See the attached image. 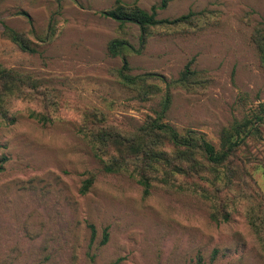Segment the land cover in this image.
I'll return each instance as SVG.
<instances>
[{"label": "rangeland", "instance_id": "1", "mask_svg": "<svg viewBox=\"0 0 264 264\" xmlns=\"http://www.w3.org/2000/svg\"><path fill=\"white\" fill-rule=\"evenodd\" d=\"M116 1L0 2V68L27 79L21 93L34 101L13 122L0 120V264H264V70L251 40L264 0H172L157 19L197 17L151 29L142 49L137 26L101 15ZM119 1L147 12L160 2ZM114 39L127 45L117 57L107 51ZM123 56L127 77L153 75L141 92L122 85ZM188 64L196 75L182 85ZM165 83L166 123L216 150L236 124L262 118L229 161L243 165L240 178L220 167L194 193L154 182L143 196L127 176L102 171L81 127L136 132L160 112Z\"/></svg>", "mask_w": 264, "mask_h": 264}, {"label": "trees", "instance_id": "2", "mask_svg": "<svg viewBox=\"0 0 264 264\" xmlns=\"http://www.w3.org/2000/svg\"><path fill=\"white\" fill-rule=\"evenodd\" d=\"M171 1L160 0L158 7H152L150 12H147L139 8L136 3L127 5L117 0L111 9L102 11L101 15L115 21L119 26L126 24L137 26L140 31L139 46L142 49L151 29L187 26L197 17L190 13L173 20L157 19L156 11L165 10ZM4 35L22 52L34 53L32 43L22 34L4 26ZM251 40L258 52L260 66L264 70V26L255 29ZM124 46H127L124 41L111 40L107 44L108 54L113 57L120 56ZM122 60L123 66L119 71L122 85L130 88L138 87L141 92L143 88H146V80L153 75L129 78L123 74L124 71L129 70L127 60L124 56ZM195 75L194 71H190V64H188L178 81L184 85L193 80ZM25 85L30 88L27 79L14 71L0 68V120L13 122L6 111L5 97L9 93H21ZM165 85L167 89L157 117L149 119L136 132L112 134L96 126L92 128L88 122H85L86 128L81 127L79 133L86 140L94 158L102 166V171L105 174L127 176L141 187L143 196L151 193L154 182L178 191L194 193L198 190L195 181H203L205 174H210L212 170L220 167H223L227 180L240 178L241 174H244L243 165L238 166L236 170L228 166L229 161L237 158L238 149L244 143L248 133L254 130V125L262 122V118H256L251 128L248 122L236 124L233 128L234 132L228 136L229 139L220 150H216L203 135L192 132L180 135L166 123L165 116L169 110L171 98L169 84L165 83ZM92 183L93 178L85 180L80 190L81 194L86 193Z\"/></svg>", "mask_w": 264, "mask_h": 264}, {"label": "clouds", "instance_id": "3", "mask_svg": "<svg viewBox=\"0 0 264 264\" xmlns=\"http://www.w3.org/2000/svg\"><path fill=\"white\" fill-rule=\"evenodd\" d=\"M5 102L7 104L6 111L8 112L9 116H22L25 112L31 111L29 105L33 103L31 97L23 94V93H9L5 97Z\"/></svg>", "mask_w": 264, "mask_h": 264}]
</instances>
